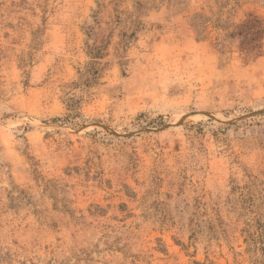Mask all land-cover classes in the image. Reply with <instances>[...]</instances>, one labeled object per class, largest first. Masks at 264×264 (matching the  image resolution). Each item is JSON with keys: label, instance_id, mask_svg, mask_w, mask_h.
I'll use <instances>...</instances> for the list:
<instances>
[{"label": "rangeland", "instance_id": "374dc122", "mask_svg": "<svg viewBox=\"0 0 264 264\" xmlns=\"http://www.w3.org/2000/svg\"><path fill=\"white\" fill-rule=\"evenodd\" d=\"M0 264H264V0H0Z\"/></svg>", "mask_w": 264, "mask_h": 264}, {"label": "trees", "instance_id": "16d2710c", "mask_svg": "<svg viewBox=\"0 0 264 264\" xmlns=\"http://www.w3.org/2000/svg\"><path fill=\"white\" fill-rule=\"evenodd\" d=\"M236 31L242 32V25H237L236 26Z\"/></svg>", "mask_w": 264, "mask_h": 264}]
</instances>
